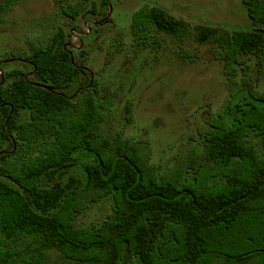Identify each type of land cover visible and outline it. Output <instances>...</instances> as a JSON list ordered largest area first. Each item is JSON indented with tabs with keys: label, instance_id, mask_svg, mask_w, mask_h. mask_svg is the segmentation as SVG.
<instances>
[{
	"label": "trees",
	"instance_id": "trees-1",
	"mask_svg": "<svg viewBox=\"0 0 264 264\" xmlns=\"http://www.w3.org/2000/svg\"><path fill=\"white\" fill-rule=\"evenodd\" d=\"M3 1L0 12L18 0ZM89 1L62 6L59 16L74 20ZM241 3L246 26L196 28V42L222 64L228 94L203 112L169 165L153 163L133 138L104 134L111 101L94 82L64 91L86 74L64 27L4 60L30 72H8L0 83V264H50L47 250L76 264H264V92L246 62L264 70V0ZM130 30L145 47H160L153 33L189 34L158 7L134 12ZM104 198L112 200L108 216L77 222Z\"/></svg>",
	"mask_w": 264,
	"mask_h": 264
},
{
	"label": "rangeland",
	"instance_id": "rangeland-1",
	"mask_svg": "<svg viewBox=\"0 0 264 264\" xmlns=\"http://www.w3.org/2000/svg\"><path fill=\"white\" fill-rule=\"evenodd\" d=\"M79 1L18 0L0 12V83L8 72H30L19 61L4 62L12 52L44 45L62 26L68 31L71 57L86 72L64 91L75 93L94 82L99 95L111 101L102 125L104 134L118 132L133 138L147 147L153 163L169 165L181 151L179 141L192 135L203 121V112L218 110L228 94L222 64L213 58L210 45L196 42V28L219 25L230 32L246 26L249 20L241 0H90L76 19L59 16L62 6ZM151 7L185 22L188 36L179 39L157 32L153 34L160 47L137 44L130 30L131 16ZM184 50L190 58L179 57ZM256 61H246L248 75L256 79L255 89L264 92V70ZM13 80L8 79L5 86ZM22 118L27 120L28 115ZM74 173L80 176L82 172ZM111 206L110 198L92 203L80 212L77 222L85 227L101 222ZM45 258L50 264H76L49 250Z\"/></svg>",
	"mask_w": 264,
	"mask_h": 264
},
{
	"label": "flooded vegetation",
	"instance_id": "flooded-vegetation-1",
	"mask_svg": "<svg viewBox=\"0 0 264 264\" xmlns=\"http://www.w3.org/2000/svg\"><path fill=\"white\" fill-rule=\"evenodd\" d=\"M88 20H90V18L88 17Z\"/></svg>",
	"mask_w": 264,
	"mask_h": 264
}]
</instances>
